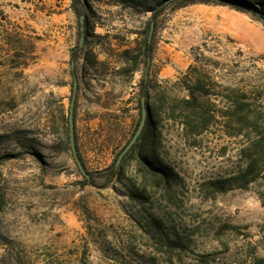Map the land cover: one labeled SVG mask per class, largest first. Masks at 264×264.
<instances>
[{
    "label": "rangeland",
    "instance_id": "1",
    "mask_svg": "<svg viewBox=\"0 0 264 264\" xmlns=\"http://www.w3.org/2000/svg\"><path fill=\"white\" fill-rule=\"evenodd\" d=\"M86 1L73 114L82 163L98 185L140 121L146 68L161 111L186 94L180 78L196 66L208 75V109L219 112L225 86L237 87L264 127V24L251 11L221 2L165 5L146 66L138 51L151 12L132 1ZM73 7L72 0H0V264H264V165L247 187L215 192L205 184L236 173L242 161V137L228 135L236 128L220 116L192 143L161 113L158 151L182 178L170 193L142 179L131 158L121 180L82 184L63 138L70 52L80 35ZM133 183L146 186L144 204L128 196ZM148 211L176 246L148 224Z\"/></svg>",
    "mask_w": 264,
    "mask_h": 264
},
{
    "label": "trees",
    "instance_id": "2",
    "mask_svg": "<svg viewBox=\"0 0 264 264\" xmlns=\"http://www.w3.org/2000/svg\"><path fill=\"white\" fill-rule=\"evenodd\" d=\"M74 7L73 11L79 24V15L85 14L84 18V41L88 34V15L87 8L83 6L80 0H72ZM132 1L133 4L142 6L143 10L150 11L151 17L148 22L147 35L142 39L138 54L143 58L144 63L148 66L151 59L153 50V40L149 37L150 24L153 22V28L155 26V20L160 10L169 3H196V2H215L229 4L238 9H248L254 16H264V0H122V2ZM148 2H153V5H148ZM257 11V13L255 12ZM259 18V17H258ZM80 26V24H79ZM80 33V30H78ZM153 32V31H152ZM84 41L81 47L78 44L70 52V62L76 61L79 52L83 51ZM126 49L124 52H128ZM86 59L91 60V52H85ZM132 60V58H130ZM136 69V64L131 67V71ZM147 70V68H146ZM70 74L73 78L75 76L74 69L70 70ZM206 76H208L203 70H200L196 66H189L180 78V85L186 90V94L181 96H171L168 106L164 108V111L160 110L154 101L151 100L149 92V79L147 76L141 78L139 82V91L137 94V104L139 114L141 117V97L145 99V106L147 109L146 121L143 129L141 130L136 142L131 146L128 152L122 157L120 163L116 166L115 161L107 169V175L103 184L98 185L95 178L88 172L89 177L83 176L82 184L99 186L101 188L107 187L113 180H121L125 162L128 158L134 160L136 169L141 178L148 180L150 185L156 189H160L163 192L170 193L172 189L179 186L182 182L181 176L174 169V167L165 161L159 151L158 147L161 144V128L159 125L161 113H168L172 119L177 122L181 134L184 138L192 137L195 143L196 136L202 134L209 126L210 122L216 119L217 116L222 117L225 126H231L236 128L232 131H226L230 136H241V146L238 151L239 159L242 160L238 164L236 173L228 175L227 177H218L209 179L205 182L209 189L215 188V192H222L226 190V186L231 184H237L238 186L247 187L250 181L257 179L260 175L261 167L264 165V127L260 128L261 123L259 116L251 109V102L248 100L247 93L244 90H240L237 87L225 86L227 91L226 98L227 103L225 107L221 108L218 112L217 109H208L207 100L210 94L209 88L206 83ZM72 88V84H71ZM69 113V106H68ZM74 118V115H73ZM139 121L137 122V124ZM68 115L65 118V124L63 128V138L70 148L69 139V127H68ZM138 126V125H136ZM135 126V128H136ZM135 130V129H134ZM74 139L77 149V153L81 159V154L78 150L77 135L74 125ZM71 149V148H70ZM82 161V159H81ZM126 186V185H125ZM128 196L137 201L140 204H144L149 199V192L144 185L133 183L127 186ZM148 224L151 227L157 228L160 234H165V238L168 240L170 246H176L179 243L177 239H171L165 233V226L161 219L154 216L148 211Z\"/></svg>",
    "mask_w": 264,
    "mask_h": 264
},
{
    "label": "water",
    "instance_id": "3",
    "mask_svg": "<svg viewBox=\"0 0 264 264\" xmlns=\"http://www.w3.org/2000/svg\"><path fill=\"white\" fill-rule=\"evenodd\" d=\"M81 3L83 4L84 7H86L87 1L86 0H80ZM257 13V11H255ZM260 21L264 24V16L263 15H258ZM84 18L85 14L81 13L79 15V30H80V35H79V41H78V46L81 47L84 41ZM153 31V22L150 24V29H149V37L152 35ZM73 65L74 61L70 62V67L71 70L73 71ZM145 76H147V70L145 71ZM77 93V79L75 76L72 78V88H71V96H70V101H69V113H68V127H69V139H70V148L72 152L73 159L76 163V166L78 167L79 171L85 176L89 177L88 172L85 170L84 165L77 153L76 145H75V139H74V118H73V113H74V104H75V97ZM146 116H147V109L145 106V99L144 97H141V117L140 121L138 123L137 128L135 129L134 133L132 134L131 138L129 141L125 144V146L121 149V151L118 153L115 165L117 166L122 157L128 152V150L131 148V146L136 142L141 130L144 127L145 121H146Z\"/></svg>",
    "mask_w": 264,
    "mask_h": 264
}]
</instances>
